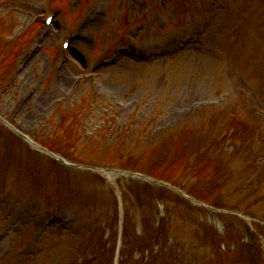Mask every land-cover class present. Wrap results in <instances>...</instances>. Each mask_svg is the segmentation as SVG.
I'll list each match as a JSON object with an SVG mask.
<instances>
[{"label": "rangeland", "instance_id": "1", "mask_svg": "<svg viewBox=\"0 0 264 264\" xmlns=\"http://www.w3.org/2000/svg\"><path fill=\"white\" fill-rule=\"evenodd\" d=\"M89 2H87L88 7L85 10L80 9L69 18L65 15L61 16L60 22L62 23V19L66 18L73 25V28L68 31L69 33L80 31L81 38L77 39L75 46L80 52L81 58L88 61L92 66L95 61L89 57L102 58L107 47L117 40L121 28L117 27L116 22L120 20L121 11L114 12L117 15L111 14V9H109L111 0H89ZM247 2L249 4L244 5ZM51 3L64 5L62 0H0V89L4 85L5 78L10 76L17 64L14 60L11 61L13 55L18 59L20 53L27 50L25 48L29 46V41H24L25 36L30 31L27 25L32 21L34 15L50 7ZM79 4L80 0H68L65 6L71 12H75L79 9ZM233 4L234 19L232 23L239 35H234L237 37L236 39L231 36L232 41L236 49L245 54V63L247 65L250 62L253 64L255 59L258 60L261 52L246 54L248 45L241 43L237 45V42L242 38L246 40L248 37L250 38L249 41L252 40L257 45L264 43V29H261L260 24H264V0H234ZM233 8L229 7L228 10L232 11ZM117 9H119V6ZM210 13L198 16L191 29L184 28L172 33L168 31L169 34L166 35L159 34L154 37L140 35L136 37L132 30L140 29L138 27L130 28L128 30V35L132 38L130 43L143 50L153 48L154 57L151 58L153 62H134L125 59L123 63H119L116 67L99 70L97 73L87 69L86 75L97 74V76L78 83L72 91L68 88L72 81L70 79H73L78 71H75L74 76L67 81V88L63 90L59 77L55 73L50 72L49 74L52 67L49 65L50 59L44 51H40L35 59L28 63L26 70L23 71L17 83L10 89H6L7 91L3 92L4 95H1L0 92V112L7 116L9 111L21 101L22 96L31 92L33 97L27 103H22V113L17 120V124L19 123L23 127L25 133L31 135L34 133L38 139L45 143L52 141L56 146L55 142H58L63 147H67L68 141L73 139H87L86 137H90L93 142L75 145L78 149L76 155L80 159L103 164L107 162L116 164L129 162L133 155H139L151 147H158L160 144L164 145V137L169 134L172 136V140L177 135L176 133L185 135L187 130L197 126L195 120L190 121L191 118L188 117L203 109L198 102L205 99H217L220 95V93L218 94L217 82H215L217 76H215L214 71L220 68L221 72L227 65L212 67L205 76L202 75L200 69L208 63V57L218 58L214 55V42L210 40L208 29L209 20L217 15V10L211 9ZM131 14L132 12H130V16ZM161 14L163 15V13ZM149 21L150 27L154 28L162 25L164 19L162 16L156 17L155 13H152ZM63 23L65 25L64 21ZM212 24L216 26L220 23L212 22ZM142 27L144 28L145 24ZM255 29H260L262 35L251 37ZM68 32L64 31L62 35H59L60 32L54 34L53 40L48 45L57 44L59 39L62 38L61 36ZM186 33L193 34L198 42L195 41L185 51L176 54L172 47L178 37ZM170 37L172 39L167 41V38ZM56 38L58 41L55 40ZM96 40L98 44L95 45ZM15 44L21 46L22 50L13 51ZM216 46H218L217 43ZM158 50H164L165 54L158 56L156 54ZM241 52L235 53L236 57L242 54ZM186 54L190 56L186 58L185 62H179V66L184 67L179 73L164 64L170 59L179 58ZM175 55L177 56L174 57ZM178 58L177 60H179ZM74 61L77 62L78 66L82 64L81 59L80 61L74 59ZM70 69H73L72 65L68 67V71ZM231 74H234L233 71L227 73V76L233 77ZM235 78L240 87L245 88L247 86L236 75ZM222 90H225L224 87H222ZM41 94H45L43 101L40 98ZM193 102L198 104L190 108ZM231 109V107L226 108L225 110L228 111L223 116ZM61 119H65V121L60 122ZM207 125L202 126V129L197 127L193 131L194 138L200 137L203 132L207 133L205 129ZM257 132L258 127L254 133ZM255 138H257L256 134ZM80 142L83 141L80 139ZM262 143L257 139L256 146ZM174 146H167L164 150L155 151L151 154V157L174 151ZM188 149L189 147H187ZM68 153H71V150H68ZM195 159V157H191L189 164H193ZM255 162L251 159L236 167L232 178L226 183L224 194L239 197L250 188L255 187V185H247L251 182L250 177L257 173L253 170L256 168L255 166L259 167ZM40 174H42V171H40ZM40 176L44 177V174ZM51 180L49 178V181ZM191 182L192 180H189L188 183L191 184ZM66 185L72 187V181H66ZM13 186L16 187L15 183H13ZM262 186V190H264V184ZM108 189L109 191L105 194L111 193L110 186H108ZM94 190L98 191L96 185H94ZM82 191L85 193L83 196L89 199L92 198V195H96L90 187H82ZM0 192V259L8 258L5 260L6 264H12L16 260L15 255L18 252L15 244L17 231H20L23 227L27 230L24 223L34 220V216H30V212L26 211L25 207L28 206L26 204L36 200L32 198L33 196L13 190V187L6 189L5 192ZM145 192L147 193H142L140 199L142 203L145 201L150 202L148 208L145 206V214L152 217V212L156 206L152 201L155 199L151 191ZM97 197L100 198L99 193L98 196L96 195V199ZM66 199V202L60 204L59 207H68L67 205L74 203L78 206L75 207L78 215L85 220L78 224L76 231H80L86 221L91 222L88 229L78 237L60 236V239L66 241L68 251L74 252L72 264H76L75 257L78 259L93 257L90 264H94L95 259L98 258V264H107L114 248L113 239L117 228L116 211L112 213L113 216L110 215L108 198L100 201L98 207H101L103 212L99 214L80 196L69 197L68 194ZM261 202L264 204V200H261ZM31 204L33 210L38 209V204ZM68 208L77 215L72 207ZM50 209L54 208L50 207ZM129 209H132V205ZM133 209L134 212L141 213L142 218H149L142 213V210L139 211L138 205L134 206ZM172 210L173 206L171 215L175 218ZM12 211L21 212L24 216L28 214L27 220L17 228L10 225L12 218L14 221L19 219L10 214ZM175 214L177 213L175 212ZM102 224L108 225L107 229L110 231L111 242H108V246L103 245L99 237V234L102 236V231H100ZM165 230L166 233L164 234ZM168 230L169 228H164L156 238V241L164 244V252L167 249L165 245L168 239L174 235V233L168 235L167 238ZM144 231L149 234L147 228H144ZM149 232L152 231L149 229ZM157 233L158 231L155 232V234ZM181 233L178 254L183 255L185 249L182 246L186 243L188 237L184 231H181ZM188 236L190 237L189 234ZM197 239L199 238L194 235L189 238L190 251L186 252V264H200L204 245L200 244ZM33 240H38V237H34V234L26 239L25 249ZM57 241L58 236L54 235L51 239V245L56 244L55 247L58 250ZM130 243V240L126 239V259L129 258ZM147 254L149 256L153 254L152 247L149 248ZM51 255L52 252L48 251L44 259L37 260L35 264H53L51 261L55 260L51 259ZM165 260L167 259L164 256V258L156 259L155 263L165 264ZM168 262L169 264H177L176 257L171 258ZM58 264H67V262ZM202 264L208 263L203 262Z\"/></svg>", "mask_w": 264, "mask_h": 264}, {"label": "bare ground", "instance_id": "2", "mask_svg": "<svg viewBox=\"0 0 264 264\" xmlns=\"http://www.w3.org/2000/svg\"><path fill=\"white\" fill-rule=\"evenodd\" d=\"M109 68H111V67H109ZM72 74H73V72H70V75H72ZM68 78H69L68 75H65L64 76V85L66 84V81H67ZM44 96H45V94H41V96H40V98H41L42 101L44 99Z\"/></svg>", "mask_w": 264, "mask_h": 264}]
</instances>
